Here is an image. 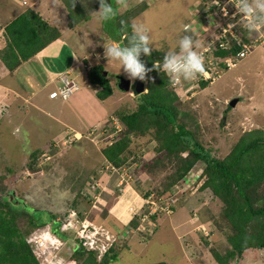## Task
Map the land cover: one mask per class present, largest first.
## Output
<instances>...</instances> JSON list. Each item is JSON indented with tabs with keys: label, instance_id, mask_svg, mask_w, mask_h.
Returning <instances> with one entry per match:
<instances>
[{
	"label": "rangeland",
	"instance_id": "1",
	"mask_svg": "<svg viewBox=\"0 0 264 264\" xmlns=\"http://www.w3.org/2000/svg\"><path fill=\"white\" fill-rule=\"evenodd\" d=\"M9 1L12 3L13 0H0V18L2 15H6V12H4V9H6L5 2ZM23 1L17 0L18 5H15L17 7L27 6V0L26 2ZM49 1L52 0H42L40 7L44 6V10H51V7H46ZM56 1L54 3L58 9H55V13H59L63 17L66 13L65 7L60 3L61 0ZM223 1L226 3L227 0ZM124 2L126 6L120 7L117 5V0L115 4L112 0L110 1L119 12L132 10L134 15L136 14L132 17V23H143L149 29L152 41L151 50L159 52L160 56L157 58L160 60L163 59L167 52L178 50L177 41L180 36L185 34L182 31L184 24L191 23L198 29L195 34H192L194 41L199 44V48L196 49L198 52L210 42L216 40L219 30L223 29L221 27H224V30H232L221 20L218 9H207L209 5L205 0H125ZM89 3L92 7H98L95 2ZM40 17L45 20L44 16ZM55 18V22L58 23V27L55 28L67 36L65 19L63 18V21H61V17ZM7 19L5 18L4 21ZM240 23L244 25V21L240 20ZM98 24V21L92 15L85 25L90 31L91 40L92 36L95 40L96 51H99L97 62L95 63L94 59H90V61H93L92 64L95 63L94 65L102 64L107 75L119 73L132 83L133 80L127 77L123 68L120 69L119 63L107 59L103 54L105 47L109 44L117 43L109 39L110 37L104 33H107L108 28H112V24L111 27L108 21L103 22L102 25ZM236 24H239V22ZM81 26L78 24L76 29H80ZM263 32L264 27H261L257 29L255 34H263ZM78 34L81 35V32ZM103 34H105V37ZM107 34L111 35L110 31ZM102 39L105 42H102ZM86 70H90V68ZM62 77L64 78V76ZM122 79L120 78L119 81ZM76 86V90H78V84ZM91 87L94 92H97L98 87H93L92 85ZM205 91L196 87L190 96L181 94L182 100L187 101L193 96L196 98L200 94H205ZM208 93H212L213 98L217 101L216 106L214 105L215 101L207 99L204 101V106L200 104L196 106L180 104L177 109L187 114L182 120L185 126L191 128L190 130L195 133V138L204 146L224 156L229 151L232 141L240 138L241 134L243 135L247 131L250 132L252 128L256 127L264 129V48H256L252 54L241 59L233 69L225 71ZM56 94L57 96L59 95L58 92ZM136 96L131 91H117L105 104L106 108L110 110H132L136 107ZM237 97H239V102L237 101L235 106L226 112V106L223 103L221 104V101L224 99L228 103ZM253 97L260 107L258 106L259 109L250 115L249 112L254 103L252 101ZM63 99L61 100L64 101ZM43 105L45 109L49 110L47 112H50L53 116L63 118L60 107ZM3 107H1L0 111ZM31 114L34 119L31 123L22 121L19 115L13 119L12 115L9 117L6 113L0 114V164L3 161L8 164V167H0V175L5 174L3 185L12 190L14 196L24 200L26 207L31 208L26 209V211L29 213L33 211L39 219L45 222L50 220L52 214L55 220L60 223L62 232L66 233L65 236L67 233L70 235L66 236L65 239L57 237L62 242V245L56 250H54L55 244L51 245L48 240L44 241L47 246L44 252L40 251L38 247H34L32 243V248L34 249H31V251L38 262L42 261L48 255V252L52 250L54 251H52L53 253L58 254V258L64 261L74 260L72 244L75 240L74 238H78L74 232L79 228V224L74 219V215L69 216L68 219H63L69 208L76 209L82 213L83 216L81 215V217L83 220L79 221L77 218L79 222L86 220L93 224L95 228L109 231L114 238H118L119 232L125 230V228L122 224L114 222L111 229L113 231H111L106 221L108 211L119 200V194L115 195L116 193L111 184V182L116 183L115 180L118 177H120V184L125 182L124 186L121 187L119 185L121 189L120 195L123 194V196L132 194L136 197L135 192L144 194L151 184H155L153 186H156L157 190L162 189L164 184H167V174H170L174 161L171 158H165L160 153H155L154 148L157 143L151 140L152 135H146L143 138L139 137L138 141L135 140L125 153L126 163L118 171L114 172V170L110 171L104 166L106 161L101 155L102 147L105 146L102 139L112 137L111 132L102 133V127H96L86 133L76 134L78 137L93 131L90 136L87 135V138L80 139L79 137V139H74L72 137L67 138L65 131L77 132L72 128L66 127L64 131L56 136L45 138V134H47L45 132L53 131L57 126L56 123L45 114H34L33 111ZM181 117H179V121ZM12 120L14 124L11 123ZM20 122H24L22 127L18 125ZM96 134L97 136L92 138ZM51 141L55 142V148L51 147ZM35 151L42 152L39 155L37 154V157H34L36 154L34 156L32 154ZM143 155L144 159L149 163H147L146 168L144 167L145 172L135 175L134 168L139 167L137 161ZM135 164H137L136 167ZM8 168L11 169L10 172H7ZM99 170L101 171L98 172ZM139 176L141 177L139 178ZM93 179L95 181L101 179L105 186L99 185L102 187L100 188ZM194 185L184 189L185 196L182 199H175L172 204L174 207L172 215H162L159 216L160 219L157 218L159 219L158 227L154 237L149 242L142 245L135 238L125 239L123 242L119 241V243H123V248H125L124 246L127 243V248L130 251L121 248V254L118 252L117 261L112 264H156L159 262L176 264L184 257H187L186 262H181V264H216L211 251L224 252L226 251L225 247H227L225 238L228 232L226 229L225 231L223 230L224 224L220 219L221 203L216 199H208L205 204L207 209L204 215L200 217L210 221L208 224L211 225L214 231H219L220 240L217 236H214L215 240H212V232H210L209 227L207 228L205 225L202 229L199 226V222H194L196 221L195 219L194 221L192 220V214L198 211L197 214L199 215L202 209V206H200V192L197 191V187ZM174 191H176V188H174ZM85 194L89 195L85 197ZM262 194L264 195V193ZM108 208L109 210H107ZM111 214L117 219L116 213L113 212ZM120 220L121 222L125 221L121 218ZM17 224L23 232L28 231L29 227L25 221L17 222ZM173 225H178L177 234L172 231ZM190 225L193 226V232L189 231L192 238L185 233L188 237L185 240L182 232L187 230ZM50 227L51 224L43 228H30L26 234V239L46 235L50 232ZM69 228H71V231L67 230ZM50 234L52 233L50 232ZM187 241H189V244ZM191 242L199 246L200 251H193L192 249L195 248V245ZM184 250H186L188 255H185ZM249 253L247 252L246 256H243L242 264H262L261 259L256 257L258 253L254 255ZM75 261L79 264L78 260Z\"/></svg>",
	"mask_w": 264,
	"mask_h": 264
},
{
	"label": "trees",
	"instance_id": "2",
	"mask_svg": "<svg viewBox=\"0 0 264 264\" xmlns=\"http://www.w3.org/2000/svg\"><path fill=\"white\" fill-rule=\"evenodd\" d=\"M112 1L115 4L116 0ZM89 2H95L99 6V0H62L69 17V28L72 29L78 24L79 12H82L83 9H88L91 12L96 7H92ZM85 12L82 13L85 15ZM135 15L132 10H126L125 12L116 10V15L111 19L113 21L112 25H114L113 33L110 28L107 31H110L111 35L108 36L112 41L117 42L120 46L127 44L128 36L131 33L132 17ZM111 20L108 21L110 27ZM247 33L248 30L243 29L237 32V40L232 38L231 47L229 49L217 48L213 50V56H230L233 59H238L237 54L242 49L237 44L238 40L240 43L248 42ZM3 35L6 45L0 51V60L9 71H13L21 63L27 61L49 43L56 40L59 37V32L55 27L45 22L37 12L27 9L4 27ZM158 56L160 54L156 50H151L150 55L142 53L140 56L145 67L151 69V71L146 73L143 80L146 92H141L135 98L136 107L132 110H110L111 115L106 120L105 126L102 127V133L111 132L112 134V137L102 139L105 143L101 150V155L106 161L104 166L110 171H118L126 163L125 153L131 144L135 140L138 141L139 137L152 135L151 140L157 143L154 148L155 153H160L165 158H171L174 164L170 169V174H167L166 179L168 182L164 184L162 189L157 190L156 186H153L155 184H151L144 194L141 192L139 194L144 199H151L158 202L159 205H163L166 200L170 199L171 190L177 182L186 175L189 176L191 171L195 170L197 178L193 177L194 179L187 188L195 184L197 191L200 192V206H202V209L199 215L197 214L198 211L194 213L197 222L200 223L199 226L206 225L207 228L209 227L210 232L213 231L211 225L208 224L210 221L200 217L204 215L207 209L205 207L207 200L216 199L221 203L220 219L224 224L223 230L226 229L228 232L225 238L226 251L212 250L211 254L216 264H237L246 251L264 249V195L262 194L264 193V129L256 127L252 128L250 132L247 131V133L241 134L240 138L232 141L229 151L224 156L204 146L195 138V133L190 130L191 128L185 126L182 119L187 114L180 112L177 106L180 104L185 106L200 104L204 106V101L207 99L215 101L214 105L216 106L217 101L213 98L212 93L210 94L208 91L225 71L231 69H226L223 64H220L218 67L220 75L215 80L216 82L198 76L193 81H182L180 84L172 85L164 72L153 67L155 63H162L163 59L160 60L157 58ZM241 59L243 58H240L238 62ZM104 72H106L105 67L102 64H96L91 66L85 76L87 83L93 87H98L95 94L103 104L107 103L117 91H125L121 88L119 81L120 78H123L121 74L107 75L106 73V76H104ZM196 87L204 91L208 90L205 91V94H200L196 98L193 96L191 99L183 101L181 94L190 96ZM237 99L239 102V97ZM222 103L226 106L225 111H230L232 107L229 106V103H226L224 99L221 101ZM215 106L214 108H216ZM252 112H249L250 115L254 113ZM179 117H181L180 121ZM117 128L119 129L117 130ZM96 136L97 134L92 137ZM54 143V141L50 142L52 148H55ZM41 152L35 151L32 156L36 154L34 157H37ZM144 158L143 155L137 161L139 167L134 168L135 175L145 172L144 167L146 168L149 162ZM2 163L0 167H8L7 162L3 161ZM136 166L137 164H135ZM7 170V172L11 171L10 168ZM119 178L115 180L116 183L111 182L115 195L121 193ZM4 181L5 174H1L0 264H38L26 239V234L30 228H43L51 224L50 232L58 238L65 239L66 236L70 235L67 233L65 236L66 233L62 232L60 223L55 220L52 214L50 220L45 222L39 219L33 211H31L32 214L26 211V209L31 208L26 207L24 200L14 196L13 191L3 185ZM95 182L105 186L101 179ZM124 183L121 184V187L124 186ZM85 195L87 197L89 194ZM184 196L183 192L177 198L182 199ZM114 198L116 197L114 196ZM172 204L170 208L174 211ZM73 205L75 204L73 203ZM71 212L75 214L74 219L83 220L82 213L73 208H69L63 219H68ZM144 215H147V219L143 223L145 228L141 229L139 226ZM162 215L164 214L160 209H157L154 214H149V206L144 204L140 213L135 215L129 223L130 229L134 231L133 237H137L142 245L149 242L156 233L159 216ZM20 221L27 223L28 231L23 232L19 228L17 222ZM153 225L154 227L151 228ZM67 230L71 231V228ZM74 239L72 256L79 261V264H112L117 261L118 252L123 248V243H114L108 251L98 257L95 251L86 250L82 246V240ZM127 246L126 243L124 247ZM156 264L166 263L159 262Z\"/></svg>",
	"mask_w": 264,
	"mask_h": 264
},
{
	"label": "crops",
	"instance_id": "3",
	"mask_svg": "<svg viewBox=\"0 0 264 264\" xmlns=\"http://www.w3.org/2000/svg\"><path fill=\"white\" fill-rule=\"evenodd\" d=\"M16 1L17 0H13L12 3L11 1L5 2L6 9H4V12H6V15H2L0 18V51L6 45L5 37L3 35L4 27L18 15L23 13L27 8L34 10L39 14V16H44V21L53 27H58V23L55 22V17H61V21H63L64 18L68 35L65 36L64 33H60V31H58L59 37L56 40L49 43L27 61L21 63L13 71H9L0 60V109L4 106L0 111V114L6 113L9 117L12 115L13 119L15 116L19 115V118L22 119V121H27L29 123L34 120L32 114L30 115L32 111L34 114H45L57 125L53 131L51 130V132H45L47 133L45 134V138H52L53 136H56L60 132L64 131L66 127L72 128L77 133L81 134V132L86 133L93 128H101L105 126L107 122L106 120L111 115V111L106 108V103L103 104L97 99L95 94L96 92H94L93 88L86 82L84 77L85 73L88 71L86 69L91 68V66L97 62V58L99 56V51H96V46L94 45L95 40L93 36L91 40L90 31L85 27L92 15L95 18L94 11H97L99 6L95 7L91 12H89L88 9H83V11H86L85 15L82 13L83 11L79 12V21L77 23L82 26L80 29H76L78 26L77 24L71 29L68 27L69 17L67 10L65 9L66 13L63 17L59 15V13H55V9H58L55 4L57 2L56 0L48 2L46 7H51V10H44V6L40 7L42 0H27V6L22 7H17L15 5H18ZM24 1L26 2V0ZM110 1L111 0H108L109 3ZM60 3L64 7L62 0ZM5 18L8 19L4 21ZM98 23V25H102L101 22ZM112 23L113 21L111 20V24ZM110 30L113 33V25ZM79 32H81V35L78 34ZM104 33L108 36V32ZM105 34H103L104 37ZM102 42H105V40L102 39ZM90 59H94L95 63L92 64L93 61H90ZM86 65L89 67H86ZM64 74H66L70 80L78 84V90L70 94L68 98L63 99L64 101L61 100L62 98L59 95V97L56 96L51 98L50 94L61 88L62 84L59 77ZM252 101H254V97ZM43 104L51 105V107L54 106L56 108L60 107L63 118H58L53 116L50 112H47L49 110L45 109ZM258 106L260 107V105H257L254 101L251 111H257L259 109ZM12 121L11 123L14 124V121ZM23 123L24 122H20L18 125L22 127ZM135 194L136 197L132 194L129 196H123V194L118 196L119 200L110 208L108 216L106 217L107 225L110 227V230L112 229V223L114 222L120 225L122 224L123 227H126L132 216L141 211L145 200L140 194L136 192ZM113 212L117 214V219L112 216L111 213ZM120 218L125 221L121 222ZM178 230V225H173L172 231L177 234ZM192 230L193 226L190 225L187 230L182 232L185 236V240L188 238L185 233L189 234L188 236L192 238V235L189 232H193ZM214 236H217L220 240L219 231L213 230L211 236L212 240H215ZM187 242L189 244V241ZM191 243L194 244L193 242ZM125 249L130 251L128 248ZM192 250L198 251L199 246L195 245V248ZM247 252H250L251 255L258 253L256 256L257 259H261L260 261L264 264V249L248 250L243 254V256H246ZM184 253L185 255H188L186 250H184ZM242 258L237 262V264L243 263ZM186 259L187 257H184L176 264L186 262Z\"/></svg>",
	"mask_w": 264,
	"mask_h": 264
},
{
	"label": "clouds",
	"instance_id": "4",
	"mask_svg": "<svg viewBox=\"0 0 264 264\" xmlns=\"http://www.w3.org/2000/svg\"><path fill=\"white\" fill-rule=\"evenodd\" d=\"M117 5L120 7L126 6L124 0H117ZM235 7L239 13L243 14L242 16L244 17V27L246 28V30H248L249 32H254L258 28L264 27V0H238ZM94 12H95L96 20L98 22L103 23V22H107V21L111 20L116 15V8L111 3H109L108 0H99V9L97 11H94ZM130 27H131V33L128 36L127 44L125 46H120L118 43L109 44L107 47L104 48L103 54L107 59L117 61L119 63L120 69L123 68V71L125 72V74L127 75V77L129 79H131V80L139 79V80L143 81L145 79L146 73L151 71V69H148L145 67V64L140 59V56L142 53L144 55H150L152 41H151V37L149 35V29L143 23H132ZM182 31L185 34L180 36L178 41H177V49L178 50H171V51L167 52L163 57L162 63L153 64L154 68L158 69L159 71L164 72L168 76L169 82L172 85L180 84L182 81H184V82L193 81V80L197 79L198 76H202V75L206 74L204 57L202 56L201 53H199L196 50L197 48H199V44H197L194 41L193 35H192V34H195L198 31V29L193 24L188 23V24H184L182 26ZM56 92H58V91H56ZM237 101H238V99H237ZM101 130H102V128H101ZM92 132L93 131L89 132L87 135L90 136L92 134ZM77 134L79 135V133H77ZM87 135H85V134H83V136L80 135V139L81 138H87ZM192 174H196V173L194 171H191L190 175H192ZM178 183H179V181L177 182V184ZM119 185H121V184L119 183ZM176 185L172 188V190H171L172 193L175 192L174 188H176ZM97 186H99V184H97ZM100 188H102V187H100ZM170 195H172V194H170ZM92 198H93V196H92ZM144 200H145L144 204H148V206H149V214H154L155 212H153V213L150 212V205L148 203V201H150L151 199H149V200L144 199ZM141 210H142V208H141ZM139 213L134 214L132 216V218ZM172 213H173V211H172ZM172 213L169 215H166V216H170V215H172ZM145 216L146 217L144 219H141L142 223L139 226V228H141V229L145 228L143 226V223L147 219V215H145ZM131 219L127 223L126 227H124L125 230L119 232L121 234V238H116L114 240V242L111 244V246L114 243L115 244L118 243L119 241L123 242L125 239H128V238H135L136 240H138L136 237H133L134 231L132 229H130V227H129V223H130ZM194 219L196 220V216L193 213L192 214V220L194 221ZM194 222H197V220ZM203 226L204 225L200 226V228L203 229ZM153 227H154V225L151 226V228H153ZM100 229L102 231H106L102 228H100ZM107 232L110 234L109 231H107ZM53 236H55V235H53ZM55 237L57 238V236H55ZM138 242H139V240H138ZM29 247L31 250L32 248H31L30 244H29ZM125 248H127V247H125ZM125 248H123V249H125ZM108 249H107V251H108ZM54 255L56 256V261H59L60 263L65 262L64 260L58 258V254L54 253ZM35 259H36V257H35ZM36 261H37V259H36ZM38 264H39V262H38Z\"/></svg>",
	"mask_w": 264,
	"mask_h": 264
},
{
	"label": "built area",
	"instance_id": "5",
	"mask_svg": "<svg viewBox=\"0 0 264 264\" xmlns=\"http://www.w3.org/2000/svg\"><path fill=\"white\" fill-rule=\"evenodd\" d=\"M205 1L209 5L207 9H218V12L221 16V20L227 24L228 28L232 29L228 31L224 30V27H221L223 29L219 30L216 40L210 42L205 48H202L199 51V53H201L204 57L206 68V74L202 75V77L206 80L215 81L220 75V70H218L220 64H223L226 69H232L236 66L240 58L248 56L249 54H251L252 51H254L258 47H264V32L263 34L256 35L255 33H257V30L254 32L248 31V34L246 35L248 38V42L240 43V41L238 40L237 44L240 45V47L242 48L237 54L238 59H233V57L230 56L214 57L212 54L213 50H216L217 48L229 49L231 47L230 44L232 38L234 40H237V32H240L242 29L246 30V28L242 23H240V20L244 21V17L242 16L243 14L239 13L235 7L238 0H227L226 3L223 0ZM238 22L239 24H236ZM62 76H64V78ZM62 76L59 77L62 86L58 90V94L62 98L66 99L73 91L76 90L77 86L72 81H69L66 74ZM56 96V92H52L50 94L51 98H54ZM65 133L67 138L72 137L74 139H78L80 137H77V133L73 131H65ZM193 177L196 178V174H192L189 176L186 175L185 177H183L179 181L178 186H176V191L172 193L170 199L166 200L163 205H159L158 202H155L153 200L148 201L150 205V212L153 213L157 211V209H160V211L163 212L165 215L171 214L172 210L170 206L172 202L177 198L178 195H180L184 191L185 188H187V186L190 185V183L194 179ZM71 215L75 216L74 212L69 214V216ZM145 217L146 216L144 215L142 219H144ZM75 220L79 224V228L76 229L75 234L77 235L78 239L82 240V246L89 251H95L98 257L102 256V254L107 251V249L116 239L107 231H102L100 228H95L93 224L89 223L86 220H84L83 222H79L78 219ZM118 238H121V234L118 235ZM45 240H48L51 245L55 244L54 250H56L62 244L61 241L55 236L51 235L50 232H48L46 235L30 237L27 242L30 244L31 248L34 244V247H38L40 251L44 252V249L47 248L46 244L44 243ZM33 249L34 248H32V250ZM52 251H49L48 255L44 257L42 261L39 262V264H77L75 259L65 261L64 263L56 261V256L53 253L54 251Z\"/></svg>",
	"mask_w": 264,
	"mask_h": 264
},
{
	"label": "water",
	"instance_id": "6",
	"mask_svg": "<svg viewBox=\"0 0 264 264\" xmlns=\"http://www.w3.org/2000/svg\"><path fill=\"white\" fill-rule=\"evenodd\" d=\"M103 74L104 76H106V72H104ZM120 83H121V88H123L125 91L131 90L134 95H138L141 92L145 91L143 81L139 79L133 80L132 83L129 80L122 79ZM236 103H237V99L236 98L232 99L229 102V106L234 107Z\"/></svg>",
	"mask_w": 264,
	"mask_h": 264
},
{
	"label": "bare ground",
	"instance_id": "7",
	"mask_svg": "<svg viewBox=\"0 0 264 264\" xmlns=\"http://www.w3.org/2000/svg\"><path fill=\"white\" fill-rule=\"evenodd\" d=\"M47 239V238H46Z\"/></svg>",
	"mask_w": 264,
	"mask_h": 264
}]
</instances>
